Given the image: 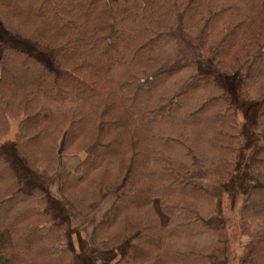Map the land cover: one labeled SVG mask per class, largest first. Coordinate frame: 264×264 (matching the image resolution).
I'll list each match as a JSON object with an SVG mask.
<instances>
[{"label": "trees", "instance_id": "1", "mask_svg": "<svg viewBox=\"0 0 264 264\" xmlns=\"http://www.w3.org/2000/svg\"><path fill=\"white\" fill-rule=\"evenodd\" d=\"M0 38V264H75V218L92 249L126 245L109 264H229L245 171L238 264H264V0H0ZM224 77L259 104L255 137ZM62 156L81 157L69 220L18 169L57 177Z\"/></svg>", "mask_w": 264, "mask_h": 264}, {"label": "rangeland", "instance_id": "2", "mask_svg": "<svg viewBox=\"0 0 264 264\" xmlns=\"http://www.w3.org/2000/svg\"><path fill=\"white\" fill-rule=\"evenodd\" d=\"M11 38V45H13L17 49L24 50L29 54L37 56L39 58L44 57L45 55L40 52L33 44L28 41L20 40L16 38ZM1 39V38H0ZM222 84L226 90L227 98L230 102L237 105L241 112V123L244 128L245 135L255 137L256 132L253 129V124H255L256 115L259 109V104L254 102H249L244 98L243 94L239 88V82L233 81L232 78H223ZM15 127L14 124L10 127L9 133L6 137L0 140V148L2 146H10L12 144V140L14 139ZM252 142V141H250ZM249 142V144H250ZM7 153L12 156H15L13 147H7ZM81 157L74 156H62L60 158L59 164V173L57 177L52 176H41L26 170L24 163L20 160L23 168L18 166L20 174H22L26 179L27 186H39L46 190L48 198H49V208L52 212H55L63 219H70L71 211L67 208L64 202L60 199L58 194L59 183L63 181L64 175L72 169ZM243 164V161L240 162ZM244 165V164H243ZM243 171H245V167H243ZM246 172V171H245ZM244 173H239L236 177L233 187L229 186L230 193L232 191L236 194L243 193V187L235 189V187H239L243 183V178L245 176ZM54 183V186H53ZM51 184V185H50ZM50 186L52 187V192H50ZM235 189V190H234ZM233 193V199L227 200L224 202L223 206V215L227 220L230 229H231V238H230V253L228 255V263L229 264H238L240 258L243 255L245 246L249 243V238L241 235L239 232V221L237 210L240 205V198H236ZM111 196L108 197V200L105 202L104 206L109 204ZM226 198V197H225ZM237 199V200H236ZM154 208L159 214L162 222H166V218L161 215L157 201L154 204ZM103 210V209H102ZM101 210V211H102ZM99 211L98 213H100ZM75 215V214H74ZM74 217V216H73ZM71 217V218H73ZM68 219V220H69ZM79 220V221H78ZM73 222H69V246L76 253V262L75 264H109V262H113L116 258L121 256L126 251V245H123L116 249L114 252L103 254L99 251L92 249L89 242H87V236L89 225H84L82 219H73ZM84 229L85 232L79 231V229ZM107 260V261H106Z\"/></svg>", "mask_w": 264, "mask_h": 264}]
</instances>
